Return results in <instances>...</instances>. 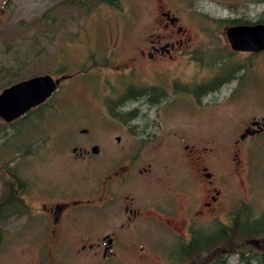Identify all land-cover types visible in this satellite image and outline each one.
<instances>
[{
  "label": "rangeland",
  "instance_id": "1",
  "mask_svg": "<svg viewBox=\"0 0 264 264\" xmlns=\"http://www.w3.org/2000/svg\"><path fill=\"white\" fill-rule=\"evenodd\" d=\"M5 1L0 0V8ZM160 10L176 15L191 34L173 60L139 55V49L148 51L149 40L161 33ZM222 18H264V0H118L116 5L99 0H11L7 4L0 15V91L12 81L43 74L56 80L57 89L28 117L12 122L0 118V196L15 176L17 196L28 210L2 225L0 264H172L168 256L181 239H189L182 219L176 221V229L147 219L136 226L135 234L119 235L110 254L103 256L102 236L107 231L103 213L90 207L72 211L70 233L40 236L39 220L50 223L43 203L97 198L101 168L120 157L110 134L121 135V144L134 153L137 144L130 134L134 128L121 129L107 106L103 108V96L117 94L120 77L129 78L125 73L135 72L142 85L158 74L172 82L161 136L145 144L142 163L154 161L158 168L166 164L172 182L187 173L191 182L184 144L210 150L207 171L214 174L220 194L216 211L205 214L200 226L229 224L239 207L249 206L255 214L264 210V130L239 140L251 120L264 117V51L257 55L231 51ZM232 70L236 81L207 95L200 107L189 99L192 88L183 89L182 84L195 82L196 77L208 80L217 71L226 76ZM80 128L90 133L82 135ZM94 139L103 140V154L78 157L72 152L73 146H87ZM167 183L156 181L140 190L141 202L157 196ZM16 184L12 182L13 189ZM206 192H200L202 200ZM252 242L258 249L264 247V241ZM227 261L238 264L234 253Z\"/></svg>",
  "mask_w": 264,
  "mask_h": 264
},
{
  "label": "flooded vegetation",
  "instance_id": "2",
  "mask_svg": "<svg viewBox=\"0 0 264 264\" xmlns=\"http://www.w3.org/2000/svg\"><path fill=\"white\" fill-rule=\"evenodd\" d=\"M9 2L11 0L5 1L4 6L0 8V15L6 10ZM159 14L161 17L159 24L161 33L157 34L154 39L149 40L148 51L139 49V55L146 57L148 60H157L158 57L173 60L178 56L177 54H181L182 47L185 42L190 40L191 34H188V30L179 24V18L176 15L166 10H160ZM228 26L230 25L225 26L224 30ZM229 48L231 49L230 45ZM231 51L257 55L264 50L252 52L231 49ZM219 71L214 76H210L208 80H204L203 77H196L195 82H191L188 85L182 84L183 89L190 90L189 88H192L188 91V95L191 96L189 99L196 104V107L204 105V99L207 95L217 92L225 84L236 81V70H232L226 76L218 75ZM125 75H128L129 78L120 77L123 81L121 80L119 82L120 87L117 86L115 89L118 90L117 94L106 93L103 96V108L105 109L107 106L109 116L115 119V124L121 129L123 127L134 128L132 132L129 131L137 144L136 149L133 151L134 153H130V150L125 149V145L121 144V135L111 136L110 134L108 138L111 143L113 142V146L117 148V154L120 157L119 159L116 158V161L113 160L115 161L113 165L106 164L101 168L102 173L98 183L100 193L97 198L90 197L85 202L82 200H72L71 202L67 200L57 201V199L51 202L52 199L48 204H42L43 211L48 212L50 216V223L48 222L45 225L43 221L39 220L42 222L40 236L57 237L58 233H70L68 231L71 224L69 219L74 218L75 220L72 211L76 210V208L87 209L90 207L96 212H102L105 222L104 228L107 230L102 236V240H104L102 246L103 256L110 254L119 235L123 233L135 234L136 226L138 228L142 220L152 219L153 221L155 220L154 222L161 224L159 226L162 228L173 229L175 227L176 229L178 226L176 221L182 219L187 224L190 238L192 228L200 227L198 223L201 218L206 216L205 214L210 215L216 211V204L220 194V190L215 187L214 174L207 171L211 156H209L210 150L205 146L196 150L189 148V144H184V149L187 150L185 163L189 165L188 170H192V183L189 182L188 173L184 175L183 179L172 182L170 177L166 175V170H169L166 164L158 168L155 166L154 161L142 163V149L145 144L155 142L161 136L163 124L168 116L166 104L173 96L172 91L169 92V89L172 90V82L166 75L158 74L152 77L153 79L151 78L149 84L142 85L139 76L135 72L125 73ZM117 76H121V74ZM46 101L32 107L28 112L38 109ZM263 118L261 120H251L250 125L239 135V140L261 133L264 130L262 125ZM78 131L82 135L90 133L88 128H80ZM246 131L251 132V134L247 133L244 135ZM174 133L176 132L174 131ZM183 138L185 137L181 136L180 141H183ZM102 142L97 139L90 140L87 146H73L72 152L78 157L94 156L98 153L103 154L106 145H103ZM104 143H106L105 140ZM88 147L90 148L89 151ZM93 147L97 148L96 152L92 151ZM156 181L160 183L166 181L168 183L163 185V189L160 190L157 196L141 202L138 195L139 191H145ZM189 183L192 185L191 192L188 189ZM56 189L52 193H56ZM202 189L207 190L203 200L200 197ZM92 192L88 194L90 195ZM52 193L48 194L55 195ZM176 202L177 206L174 205ZM24 206H26L25 203ZM27 213L28 210L24 214ZM26 216L28 218L32 217ZM178 234L182 236L181 233ZM178 238L180 239V237ZM180 242L186 241L181 239ZM88 247L92 248L93 246L89 244Z\"/></svg>",
  "mask_w": 264,
  "mask_h": 264
},
{
  "label": "trees",
  "instance_id": "3",
  "mask_svg": "<svg viewBox=\"0 0 264 264\" xmlns=\"http://www.w3.org/2000/svg\"><path fill=\"white\" fill-rule=\"evenodd\" d=\"M99 1L110 5H116L118 2V0ZM220 21L226 25L264 24V18L256 21L243 18H222ZM16 82L12 81L5 87ZM31 113L32 111H27L17 119L28 117ZM15 180L17 184L13 189L11 184ZM18 181L13 176V180L9 182V189L0 196V239L2 225L8 219L22 216L27 211L24 202L16 193ZM232 216L229 224L216 221L207 226L192 228L191 237L186 242H180L175 253L168 256L170 261H173L172 264H228V256L233 253L237 256L238 264H264V247L258 249L252 244V239L264 241V210L255 214L251 207L243 206L235 210ZM230 247L235 248V251L228 252L226 248Z\"/></svg>",
  "mask_w": 264,
  "mask_h": 264
},
{
  "label": "water",
  "instance_id": "4",
  "mask_svg": "<svg viewBox=\"0 0 264 264\" xmlns=\"http://www.w3.org/2000/svg\"><path fill=\"white\" fill-rule=\"evenodd\" d=\"M232 50L257 52L264 50V24H236L224 30ZM56 80L50 74L23 79L0 91V118L5 122L16 120L29 109L46 101L56 89ZM264 126V118L262 120ZM250 133L246 131L244 135ZM97 151L96 147L92 148Z\"/></svg>",
  "mask_w": 264,
  "mask_h": 264
}]
</instances>
